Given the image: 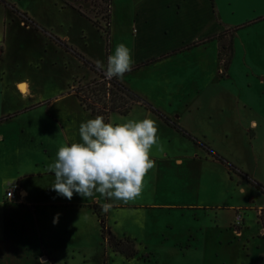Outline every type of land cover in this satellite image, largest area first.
I'll list each match as a JSON object with an SVG mask.
<instances>
[{
	"label": "rangeland",
	"instance_id": "1",
	"mask_svg": "<svg viewBox=\"0 0 264 264\" xmlns=\"http://www.w3.org/2000/svg\"><path fill=\"white\" fill-rule=\"evenodd\" d=\"M76 8L98 20L105 29L106 4L100 0L0 1V134L6 140L10 139L5 145L0 143V196L4 194V198L3 185L9 170L2 163L3 158L23 150L39 154V146L31 144L32 140L38 143L39 136L43 139L59 138L48 105L54 108L76 106L73 89L87 84L92 73L96 74L73 51L93 66L97 60L106 65L112 44L121 38L123 27L112 17L108 46L103 33L97 31ZM123 8H128V3L112 0L111 12L115 15ZM23 14L34 22L37 30L31 24L24 26ZM250 26L234 34L229 70L224 69L218 58L220 70L214 71V85L198 99L202 109L196 113L194 125L199 136L180 124L177 125L192 138L179 135L182 136L180 139L158 129V143L168 152V158L161 157V152L154 146L150 158L155 167L146 174L141 195L127 204L110 200L118 206L106 215L107 227L122 237L125 231L137 232L139 224L145 223L144 231L137 234L140 237L146 232L152 235L147 242L154 249L149 251V260L144 257V244L141 243L144 239L137 242V257L126 262L121 255L112 254L101 245L98 233L86 236L76 244L92 256L89 262L81 264H107V259L108 264H264L261 262L264 249L257 223L258 209L264 205V193L238 173L230 172L219 161L189 158L194 148H201L202 158L209 155L193 139L211 145L209 147L216 153L264 187V183L243 169L257 170L264 141L260 131L254 140L256 155L242 136L226 139L219 134L235 128L239 120V112L234 109L237 104L234 95L239 91L242 93L249 84L246 90L256 91L255 94L259 91L254 78L264 71V25ZM125 35L127 41L129 36ZM20 80L29 82L34 103H41L38 107L26 111L22 106L24 102L15 87V82ZM97 106L101 105L97 102ZM143 111L138 109L125 116L113 112L105 122L122 124L128 120H142ZM36 122L42 125L37 134L29 129ZM177 148L187 150L179 153L174 151ZM178 157L183 159L182 165L174 162ZM256 173L260 177L258 170ZM153 203L168 206L158 210L142 209ZM139 205L142 208L138 209ZM238 213L242 222L235 228ZM240 229L237 235L236 231ZM192 238L195 239V249L189 250L186 244Z\"/></svg>",
	"mask_w": 264,
	"mask_h": 264
},
{
	"label": "crops",
	"instance_id": "2",
	"mask_svg": "<svg viewBox=\"0 0 264 264\" xmlns=\"http://www.w3.org/2000/svg\"><path fill=\"white\" fill-rule=\"evenodd\" d=\"M124 2L128 3V8H123L120 13H117L118 15L111 12L110 22L114 17L123 28L121 38L119 35L120 40L112 44L110 54L118 43H124L132 51L134 64L131 71L118 80L173 122L182 125L195 136H199L200 133L194 125L196 113L202 109L198 99L214 85V71L220 70L217 67L218 40L214 39V35L264 17V0H124ZM23 24L25 27L29 25L26 22ZM257 24L264 25V19L251 26ZM125 34L129 36L127 41H125L127 37ZM202 41L204 43H201ZM192 44L195 45L192 46ZM1 55L2 51H0V57ZM149 61L151 62L147 63ZM229 68L230 65L228 70ZM92 75L91 80L97 78V74L92 73ZM254 81L259 85L258 94H255L256 91L251 93L246 90L250 87L249 84L242 93L239 91L234 95L237 102L234 109L239 112V120L235 128L231 130L228 128L227 131H221L219 134L226 139L242 136L249 149L256 155L254 140L258 131L264 140V71L259 73ZM22 84L26 86L25 91L19 88ZM15 87L24 102L22 106L26 111L27 108L32 110L41 104L34 103L35 97L31 93L28 81H17ZM75 100L77 105L71 108H54L48 103L47 109L50 108L49 114L55 121V127L60 134L59 138L43 139L39 136L38 143L35 140L31 143L39 146V154L25 153L23 150L21 153L13 152L9 156L6 155L2 160L5 168L9 170L3 187L6 191L10 184H17L20 190V201H6L4 194L0 196V264H30L31 262L41 264V260L46 261L47 264L86 263L90 261L91 253L83 251L76 244L82 238L98 233L101 245L105 246L108 252L119 254L107 246L103 240L101 236L103 221L92 208L99 207L100 214L105 215L107 224L106 215L108 216L111 209L118 204L111 203L98 193L89 198H83L74 193L73 198L68 200L58 196L50 188L55 177L54 173L49 172L47 168L55 161L58 148L73 142H82L78 134L80 123L95 118L80 105L77 99ZM138 109H143V118L154 120L159 130H164V133L177 138L182 137L174 128L140 105H134L129 114ZM41 128L40 122L31 124L29 127L35 133ZM202 137L208 140L206 136ZM8 140L10 141L0 134L2 145H5ZM186 150L177 148L174 151L185 153ZM201 154V148H194L189 158L207 162L215 161L209 155L202 158ZM261 154L262 157L258 158V167H256L260 177L256 175L257 170L249 171L242 168L251 177L264 183V141L262 153L260 151L259 155ZM160 156L167 159L168 152L163 151ZM174 162L182 165L183 159L178 157ZM105 204L110 205L108 211L104 210ZM166 206L168 205L153 203L145 208L139 205L138 209L158 210L167 208ZM57 213L60 214L58 222L53 224V217ZM139 225L138 231H144L145 223ZM107 228L116 241L122 238L133 241L135 250L138 240L144 239L141 242L144 244V257L149 260L151 257L149 251L154 250L153 245L147 243L152 237L150 233L146 232L145 236L140 237L137 234L138 231H125L120 237L113 233L111 227ZM240 232L241 229L237 230V235ZM263 232L260 226V234L262 235ZM148 234L150 236H147ZM193 240L195 239L192 238L187 242V249H195ZM135 257L137 255L130 259L123 258L128 262Z\"/></svg>",
	"mask_w": 264,
	"mask_h": 264
},
{
	"label": "clouds",
	"instance_id": "3",
	"mask_svg": "<svg viewBox=\"0 0 264 264\" xmlns=\"http://www.w3.org/2000/svg\"><path fill=\"white\" fill-rule=\"evenodd\" d=\"M133 64L132 51L124 43L115 46L106 65L100 60L95 62L108 80L122 78ZM157 132L156 122L149 118L113 124L97 115L80 123L78 134L82 142L60 146L55 161L48 165L47 170L55 177L51 190L68 200L74 193L83 198L98 193L125 204L134 201L142 193L146 174L155 167L150 151L154 146L159 152L164 151ZM109 208L104 205L105 211ZM59 215L53 217V224ZM41 264L47 262L41 260Z\"/></svg>",
	"mask_w": 264,
	"mask_h": 264
},
{
	"label": "trees",
	"instance_id": "4",
	"mask_svg": "<svg viewBox=\"0 0 264 264\" xmlns=\"http://www.w3.org/2000/svg\"><path fill=\"white\" fill-rule=\"evenodd\" d=\"M1 1V0H0ZM106 4V12H105V29L102 28L100 22L94 18H91L89 15L83 13L78 8V13L85 17L90 23L95 27L97 31L103 33L107 45L109 46V36H110V16H111V4L112 0H100ZM95 7V4H93ZM96 15L98 12L96 11ZM23 22L31 24L37 30V26L32 22L26 14H23ZM264 17L257 18L256 20L245 22L239 26L228 28L221 33L214 35V39L218 40V58L222 63L224 69H228L230 64V60L233 55V37L234 34L240 30L241 28L247 27ZM201 43H204L202 41ZM195 44H192V46ZM71 50V49H70ZM73 53L85 64H88L90 68L96 72L97 78H94L87 84L73 89L77 100L79 101L80 105L86 110L89 111L92 115H102L107 120L110 113L117 112L120 115H127L131 111L134 105H140L144 109L150 111L151 113L155 114L161 120H163L168 125L172 126L179 132L181 135L192 138L183 128L173 122L171 119L166 117L162 114L159 110L154 108L150 103L145 101L139 95L131 91L125 85H123L118 78H113L111 80H106L104 78V73L101 70H98L95 66L88 63L87 60L83 59L79 54L73 51ZM151 61L147 62L150 63ZM100 104L101 106H97ZM196 143L200 145L214 160L219 161L225 164L230 172H236L239 176L246 179L250 184L254 185L258 190L264 193V187L261 186L256 181L252 180L248 177L247 174L243 173L242 171L238 170L233 164L229 163L225 160L222 156L216 153L214 150L210 149L203 143L198 142L197 140L193 139ZM93 211L98 215L99 219L102 220L101 224V236L103 240L106 242L107 246H109L114 252L121 254L125 259L133 258L137 255V251L135 250L134 242L123 238L124 240L116 241L114 236L109 232L106 222H105V215L100 214L99 207L93 206ZM257 222L264 230V207L260 209L257 214ZM263 241V249H264V232L260 236ZM105 261V260H104ZM106 262V261H105ZM261 262L264 263V253L261 257ZM105 264V263H104Z\"/></svg>",
	"mask_w": 264,
	"mask_h": 264
},
{
	"label": "built area",
	"instance_id": "5",
	"mask_svg": "<svg viewBox=\"0 0 264 264\" xmlns=\"http://www.w3.org/2000/svg\"><path fill=\"white\" fill-rule=\"evenodd\" d=\"M105 78V77H104ZM106 79V78H105ZM108 80V79H106ZM5 198L6 201H14V202H19L20 201V190L17 184H10L6 191H5ZM235 228H238L242 222V216L241 214H237L236 220H235ZM238 226V227H236Z\"/></svg>",
	"mask_w": 264,
	"mask_h": 264
},
{
	"label": "bare ground",
	"instance_id": "6",
	"mask_svg": "<svg viewBox=\"0 0 264 264\" xmlns=\"http://www.w3.org/2000/svg\"><path fill=\"white\" fill-rule=\"evenodd\" d=\"M19 88H20L21 91H25L26 90V86L24 84L20 85Z\"/></svg>",
	"mask_w": 264,
	"mask_h": 264
}]
</instances>
